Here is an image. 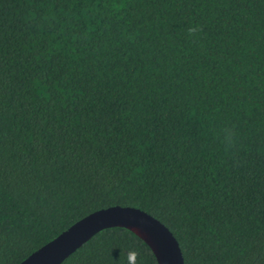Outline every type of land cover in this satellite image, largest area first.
Returning <instances> with one entry per match:
<instances>
[{"label":"trees","instance_id":"trees-1","mask_svg":"<svg viewBox=\"0 0 264 264\" xmlns=\"http://www.w3.org/2000/svg\"><path fill=\"white\" fill-rule=\"evenodd\" d=\"M114 205L264 264V0H0V264ZM61 264L159 261L115 226Z\"/></svg>","mask_w":264,"mask_h":264},{"label":"water","instance_id":"water-1","mask_svg":"<svg viewBox=\"0 0 264 264\" xmlns=\"http://www.w3.org/2000/svg\"><path fill=\"white\" fill-rule=\"evenodd\" d=\"M115 226L129 228L142 237L153 249L159 264H185L180 243L166 224L145 210L122 205L85 216L20 264H61L97 232Z\"/></svg>","mask_w":264,"mask_h":264}]
</instances>
